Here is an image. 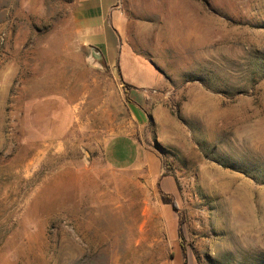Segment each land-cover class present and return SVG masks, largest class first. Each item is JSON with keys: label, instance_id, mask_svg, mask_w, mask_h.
Masks as SVG:
<instances>
[{"label": "rangeland", "instance_id": "374dc122", "mask_svg": "<svg viewBox=\"0 0 264 264\" xmlns=\"http://www.w3.org/2000/svg\"><path fill=\"white\" fill-rule=\"evenodd\" d=\"M0 264H264V0H0Z\"/></svg>", "mask_w": 264, "mask_h": 264}, {"label": "crops", "instance_id": "0c3cea01", "mask_svg": "<svg viewBox=\"0 0 264 264\" xmlns=\"http://www.w3.org/2000/svg\"><path fill=\"white\" fill-rule=\"evenodd\" d=\"M119 57H120V59L122 60V59H133V60H137V59H140L141 58V56H139L138 55V53H136L135 51H133L132 49L131 50H129V49H123L122 47H121V49L119 50ZM139 66L137 65V68H138ZM120 162V165L122 166V165H133L134 163H137V160H135V159H130V160H128V161H125V160H121V161H119Z\"/></svg>", "mask_w": 264, "mask_h": 264}, {"label": "bare ground", "instance_id": "6f19581e", "mask_svg": "<svg viewBox=\"0 0 264 264\" xmlns=\"http://www.w3.org/2000/svg\"><path fill=\"white\" fill-rule=\"evenodd\" d=\"M231 223V222H230ZM234 223V222H233Z\"/></svg>", "mask_w": 264, "mask_h": 264}]
</instances>
